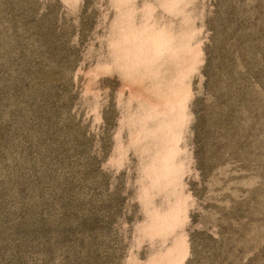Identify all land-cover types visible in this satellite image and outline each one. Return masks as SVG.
I'll use <instances>...</instances> for the list:
<instances>
[{
	"label": "rangeland",
	"instance_id": "374dc122",
	"mask_svg": "<svg viewBox=\"0 0 264 264\" xmlns=\"http://www.w3.org/2000/svg\"><path fill=\"white\" fill-rule=\"evenodd\" d=\"M0 264H264V0H0Z\"/></svg>",
	"mask_w": 264,
	"mask_h": 264
}]
</instances>
